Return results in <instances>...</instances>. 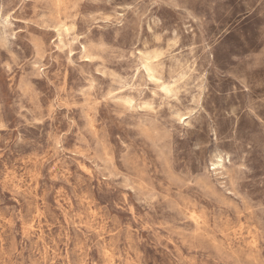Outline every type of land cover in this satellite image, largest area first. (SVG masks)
Segmentation results:
<instances>
[{"label":"rangeland","instance_id":"374dc122","mask_svg":"<svg viewBox=\"0 0 264 264\" xmlns=\"http://www.w3.org/2000/svg\"><path fill=\"white\" fill-rule=\"evenodd\" d=\"M0 264H264V0H0Z\"/></svg>","mask_w":264,"mask_h":264}]
</instances>
